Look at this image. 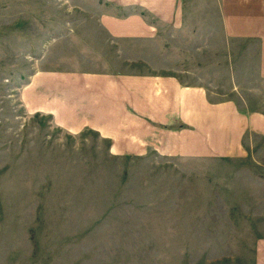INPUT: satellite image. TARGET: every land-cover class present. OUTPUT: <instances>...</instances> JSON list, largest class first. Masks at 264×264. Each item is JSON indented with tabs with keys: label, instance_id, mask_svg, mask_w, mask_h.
<instances>
[{
	"label": "rangeland",
	"instance_id": "obj_1",
	"mask_svg": "<svg viewBox=\"0 0 264 264\" xmlns=\"http://www.w3.org/2000/svg\"><path fill=\"white\" fill-rule=\"evenodd\" d=\"M126 1L0 0V264H264V19L257 39L229 19L264 0H181L174 25L138 18L140 39L104 27L130 16ZM61 70L80 73V94L66 73L46 88ZM97 74L126 78L129 111L106 116ZM170 94L178 107L146 117ZM181 110L218 114L223 134L205 130L185 155L120 153L164 136L141 123L196 130ZM104 124L114 132L92 129Z\"/></svg>",
	"mask_w": 264,
	"mask_h": 264
},
{
	"label": "crops",
	"instance_id": "obj_2",
	"mask_svg": "<svg viewBox=\"0 0 264 264\" xmlns=\"http://www.w3.org/2000/svg\"><path fill=\"white\" fill-rule=\"evenodd\" d=\"M180 1L181 0H136L134 2H132V4L130 6H128L129 4V1H126V2H121V4H119L124 10L125 8H132V13L130 14L129 17H126L125 19L123 20H117V19H113V18H110L109 15H104V22L107 24V26L104 25V27H106L110 32H116L118 34H120V36L122 37H128L129 35H126L128 34L129 30L133 31V32H136L134 35H137L136 37L139 36V39L140 38H145L144 36H147V32H144V25L142 26V29H140V26L141 24L139 23V20H137L138 18L140 19V17H142L143 15H148V17H152V19H155V21L157 20V23L159 20L163 19L164 21L166 20L168 23L165 24V25H168V24H172L174 25L175 24V13L177 12V9L180 5ZM138 8V12L134 11L135 9ZM166 9H170V16L171 18L169 20H167V18H164L166 17V15L163 13L162 10H166ZM257 11H253L252 13H244L243 16H244V19L242 18L243 16L242 15H232L229 17V19H232L233 18V25H232V28H234L235 24L237 26V30L238 32H241L243 33L241 36L242 38H250V37H253L252 39H257L256 36L262 34V30L263 29V23H260V21L262 19H264V13H261V14H256ZM147 17V16H146ZM157 18V19H156ZM123 22V24H121ZM161 23V21H160ZM239 23V26L237 25ZM244 23V24H243ZM150 23L148 22V25ZM243 24V25H242ZM121 26V27H119ZM126 26H129L128 30L125 29ZM150 29V28H149ZM150 33H152L154 30H152V28L149 30ZM143 32V33H141ZM156 32V31H155ZM154 32V33H155ZM158 33V31H157ZM143 34V35H141ZM159 34H161V30L159 31ZM133 35V36H134ZM264 40V38H263ZM248 41V40H247ZM244 44V43H243ZM121 45V43H120ZM68 71V70H67ZM67 71H64V70H61V71H54L53 73L56 75V80H52L50 79V76L49 75H44V79L46 80H49L47 82V84H45L46 88H55V82H58L60 81L59 79L63 77V74L66 73V78L69 79V84H67V86L70 88V94H73L74 97L75 95L77 94H80L81 93V88H80V84H76V80H77V77L78 73H72V72H67ZM42 75L43 73L40 72ZM39 75H36V77H38ZM95 79H102L104 78L105 80L109 81V82H106L105 81V91H103L105 93L104 96L108 97V100L106 101V116H108L109 112L112 111L114 112V109L116 108H123L127 111L128 110V102H129V98L126 99L124 98V96L127 93L126 90H128L126 88V86L124 87L123 86V83L124 81L126 80V78L124 76H121V77H112V76H109V75H104V76H101L99 74H97L96 76H93ZM150 78H153L152 76H150ZM140 79H143V78H140ZM116 81V82H119L120 84L119 85H116L114 86L115 89H119V90H116L114 91L113 90V87H111V82ZM145 80H148L150 81L151 83H153V81L151 79H145ZM38 82L40 83L41 81L38 80ZM146 87H147V90H150L152 87H153V90H155V88H157V86H160L162 87V82H155L154 84H157L156 86L153 85V86H149L145 83H143ZM64 86H66V84H64ZM173 87V86H172ZM32 88L34 89V86H32ZM176 88V87H175ZM173 87V92L174 94H176L177 92L180 93L181 92V89H175ZM28 91V89H27ZM95 91H97V89L95 88ZM94 90L91 91L88 95L90 97H95L97 92H95ZM203 90H200L199 93L203 94L202 93ZM55 94H52L50 93L48 95V97H51V96H54ZM139 95V94H137ZM43 95H37L36 98L39 100ZM57 96V95H56ZM113 96L115 98H113ZM187 96H190L191 97V100L189 101L188 99H184V101L186 103H190L192 101V98L194 96V92L193 91H190V94H187L185 95L184 97H187ZM24 99L25 101L28 103V92H26V94L24 95ZM166 97V95L164 96ZM171 94L167 97V98H162V97H159L160 100H158L157 102H155V98L150 100L148 99V104H147V108L146 109V113H148V116L146 117H149V118H152L154 119L156 117V114L154 113V106H157V107H160L162 108L164 111H169V109L171 108L172 109H175L177 106V104L171 99ZM183 97V98H184ZM53 98V97H52ZM52 98L50 100L46 99L47 101H51ZM33 102H37V101H33ZM182 107L179 105V108H183L185 109V104L182 100ZM174 106V107H173ZM206 104L203 108H206ZM41 109L45 110L46 112H51L49 110H52V107L49 108V107H40ZM167 108V110H166ZM28 109V108H27ZM39 109L35 110V112L38 113ZM41 112H44L42 110H40ZM72 111V110H70ZM93 111V110H92ZM181 111H184V116L186 117H194L192 118V120L194 121V125H196V130L194 131H187V132H183V133H177V132H174V134H172L170 131H167V130H163L161 128H152V127H144L145 123H141V129H140V133L143 132L145 134V137L147 135L149 136H153V135H156L158 134L157 136H160V135H164L162 138H159V142H154V141H147L146 144H144L143 142L140 143L139 145L135 146V145H130V144H127L128 145V149L124 150V152H120V153H125V154H129V155H141L140 153H142L144 151V148H147L148 145H150L152 143V146L153 148H150L152 151L153 149H158L159 151L165 153L166 154H178V155H185V154H188V153H185V151H188L190 150L189 146L188 145H192V148L194 149L196 146H204V144L207 143L208 139L206 138L207 141H203L202 140V136H203V132L208 131L211 129V134H215L217 137L220 135V134H223V127H220L219 125V122L220 121H213V119H215L216 117V120H218V117L217 115L218 114H214V115H210L208 114V112H206V110H204L201 114H196V116H194L192 113L189 114V113H186L185 110H181ZM52 113V112H51ZM86 112H82V114H84ZM93 113H95L93 111ZM54 114V113H53ZM59 116H61V114H58ZM76 113L75 111H72V116L73 118L76 117ZM80 115V114H79ZM190 120V119H189ZM191 122V121H190ZM77 123V121H76ZM77 125H80V124H77ZM216 125H219L217 127V130H215V127ZM108 125H102L101 128H92V129H95V131H99L97 129H100L102 130L103 132L105 130L107 131H110V132H114L113 128H108L107 127ZM147 128V129H145ZM105 135V134H104ZM147 137V138H152L153 140L156 139V137ZM111 141H113V144L111 145V147L114 148L115 145H118L120 142H117L115 140H113V135L111 138H109ZM237 143H240V140L237 141ZM193 145H196L195 147ZM156 146V147H155ZM118 149V147H117ZM118 150H116V152H118ZM180 151V152H179ZM194 152V150L192 151V153ZM136 153V154H135ZM149 153V152H148ZM263 248V251H264V244H260V246L258 247L259 249L260 248ZM263 261H264V257H263ZM258 264H259V260H258Z\"/></svg>",
	"mask_w": 264,
	"mask_h": 264
}]
</instances>
